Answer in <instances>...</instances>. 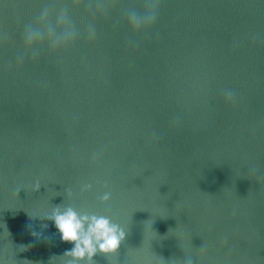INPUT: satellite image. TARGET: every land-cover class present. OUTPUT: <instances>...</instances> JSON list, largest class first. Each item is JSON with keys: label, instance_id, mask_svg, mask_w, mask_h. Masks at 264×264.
Returning a JSON list of instances; mask_svg holds the SVG:
<instances>
[{"label": "water", "instance_id": "water-1", "mask_svg": "<svg viewBox=\"0 0 264 264\" xmlns=\"http://www.w3.org/2000/svg\"><path fill=\"white\" fill-rule=\"evenodd\" d=\"M68 205L124 228L91 264H264V0H0V264H65Z\"/></svg>", "mask_w": 264, "mask_h": 264}, {"label": "clouds", "instance_id": "clouds-1", "mask_svg": "<svg viewBox=\"0 0 264 264\" xmlns=\"http://www.w3.org/2000/svg\"><path fill=\"white\" fill-rule=\"evenodd\" d=\"M49 15V9L44 8L39 14L42 27L26 26L24 31L26 46L30 47L34 42L45 36L48 38L50 47L63 45L74 38L75 32L68 23L66 13L63 10L56 13V23L64 25L60 32H57L48 23ZM129 18L132 26L139 29L154 20L155 12L150 10L143 15L131 13ZM89 35L91 36L93 33L90 32ZM33 54H35V50H33ZM228 95L230 96L231 93H228ZM35 187L38 189L40 186L37 184ZM83 187L89 188L90 185H84ZM99 199L108 201L110 193L104 192ZM44 218L53 222L60 240L71 242V247L64 252L68 257L65 264H79L81 260L91 264L92 258L97 252L111 253L117 249L120 242L125 238L124 228L109 216L95 212H78L70 205L54 207ZM32 235L40 236L42 233L33 230ZM182 264H193L192 257L185 256Z\"/></svg>", "mask_w": 264, "mask_h": 264}]
</instances>
